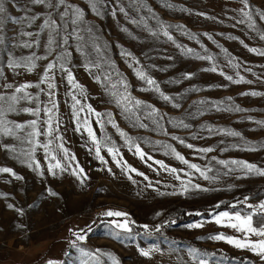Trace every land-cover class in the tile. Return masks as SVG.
Segmentation results:
<instances>
[{"label":"rangeland","instance_id":"obj_1","mask_svg":"<svg viewBox=\"0 0 264 264\" xmlns=\"http://www.w3.org/2000/svg\"><path fill=\"white\" fill-rule=\"evenodd\" d=\"M26 2L5 0L6 17L22 18ZM69 2L85 10V20L95 27L100 43L106 45L105 56L113 65L109 67L100 61L102 67L92 69V72L100 75L101 83H98L82 66L84 59L75 46L69 49L72 53L70 67L85 90L83 97L76 91L82 106L87 109L90 105L101 114L111 113V120L116 125L114 127L104 117L101 127L95 115L87 110L79 112V123L82 124L87 117L100 142V155L107 163L97 157L96 145L87 130L78 128L74 112L80 106L73 108L71 96L74 90L57 70L54 97L58 105L55 116L60 121L57 135L62 136L69 157L74 158H63L60 151L57 158L68 165L69 170H56L58 174L53 176L48 170L51 161L45 157L43 149L38 148L35 152L39 167L34 164L33 168H28L14 159L12 152L0 147V167L11 168L23 177L16 179L11 173H0V264H47L49 260L79 264L75 260L78 253L69 247V241L75 239L69 229L83 230L82 234H86L87 240L80 242V246L90 251L99 248L111 253L120 264H199L201 259H206L208 264H264V260L251 251L208 239L217 233L242 236L230 227H221L212 222L213 214L225 211L248 214L264 203V176L246 174L236 166L225 167L217 163L219 160L246 161L264 169V123H258L264 122V55L258 54L264 51V39L260 38L264 34V20L258 15L264 12V0H249L254 29L249 27L250 22L239 11L243 7L241 0H144L147 8L139 13L129 9L128 0H119L132 18L143 20L157 32V36H152L143 24L130 23L119 12L116 0H107L108 6L103 9L102 16L91 11L87 0ZM113 9L116 10L115 16L112 15ZM43 11L42 6H33V13ZM42 19L37 20L31 28L5 19L6 43L0 46V68H3L6 79L0 77V85L38 82L48 61H38V68L33 73L17 69L19 75L14 74L7 63L12 56L25 57L32 51L37 55L45 54L43 44L46 34L41 37L39 48L15 46L19 40L28 39L18 38V33L37 31ZM242 19L245 22L239 23ZM161 25L170 26L167 30L171 40L160 31ZM124 28L128 32L122 31ZM189 48L192 52L185 54L183 50ZM252 48L257 52L249 51ZM124 51L131 52L140 64L122 56ZM209 56L211 60L198 58ZM53 58L54 55L49 57ZM129 63L134 68L143 67L159 84L161 91L173 100L164 101L155 91L144 90L152 86L139 80ZM213 67L216 71H206ZM104 71L111 72L113 82L121 78L126 81L131 96L144 102L134 109L139 121L134 117L125 119L121 108L116 106L113 97L106 91V88H111V83L104 82ZM117 73L120 75L117 76ZM186 74H191V79H186ZM228 76L233 81L241 82L229 81ZM117 88L123 91L119 83ZM12 91L0 87V92L11 94ZM28 91L35 95L39 90L31 88ZM252 92L262 95H244ZM40 100L47 104L45 94H40ZM173 104L180 106L177 108ZM146 105L158 109L159 115L149 117L151 109ZM36 106V103L23 101L17 105L18 108ZM39 106L43 109L44 104ZM234 107L246 111L224 110ZM160 116H163L162 120ZM34 118L23 112L7 115L8 120L17 123ZM40 119H47L43 111ZM154 119L160 120V123H154ZM181 120L189 127L178 126ZM139 123L147 127H139ZM134 124L137 126L134 127ZM209 126L215 130L236 131L241 135L234 137L224 132H209L206 130ZM121 132L147 153L144 160L139 158L135 148L130 150L131 146L125 136L120 135ZM18 134L24 136L25 133ZM39 139L47 141L48 137L41 135ZM180 140L184 143H180ZM0 144L14 145L18 151L28 148L27 144H21L14 137H2ZM188 144L193 147L188 148ZM167 145L172 147L168 148ZM108 147L118 149L116 159L108 153ZM208 147L214 151H199ZM249 148L255 150H247ZM172 149L202 169L210 167L212 170L207 172L209 179H204L177 160ZM117 160L120 161L119 166ZM155 161L177 169V173L166 171ZM129 166L144 173L148 179L129 171ZM73 168L84 169L86 178L83 183L72 174ZM229 168L235 170L230 171ZM49 189L56 195H50ZM9 204L14 207L9 208ZM16 209H21L23 214ZM109 210L128 215L104 216L103 213ZM124 219L129 221L132 228L130 233L115 229L112 224L114 220L123 222ZM261 219L254 216V224H259ZM201 222L203 227H188ZM157 228L160 230L157 231ZM251 239L260 238L252 236ZM152 246H157L161 251L153 252L152 258L140 255V248ZM191 249L197 250L195 255L191 254ZM65 251H70L73 258L65 257ZM101 259L104 264H111L107 256Z\"/></svg>","mask_w":264,"mask_h":264},{"label":"snow or ice","instance_id":"obj_2","mask_svg":"<svg viewBox=\"0 0 264 264\" xmlns=\"http://www.w3.org/2000/svg\"><path fill=\"white\" fill-rule=\"evenodd\" d=\"M87 4L91 11L95 13L97 16L103 15V9L108 6L107 0H87ZM116 4L119 7V12L124 15L126 19L129 20L132 24H143V27L152 35L157 36V32L154 31L152 28H149L143 20H137L132 18L129 15V10L126 9L123 5H120L119 0H116ZM241 4L243 5L242 8L239 9L241 15L249 21V27L255 28V21L252 15V9L249 4V0H241ZM42 6L45 11L40 13H33V6ZM129 9L134 10L135 12L139 13L144 8H147V5L144 3V0H128ZM171 7V5H167ZM24 12L25 15L22 18H12L6 17L7 8L5 6V0H0V46L5 45L6 37L4 35V22L5 19H11L13 23L24 25L26 24L28 28H31L37 20L42 19V23L38 25V30L35 32L32 31H20L18 33L19 37H27L28 39L19 40L18 43L15 45L16 47L26 48V49H33L41 47V37L46 34V40L43 44L45 49L44 55H37L35 51H32L30 55L25 57L17 58L12 56V58L8 61L7 67L12 70V72L16 75L20 73L17 72V69H23L24 72L33 73L38 68V61H48L46 65H44L43 71L40 74V78L38 82H25L19 85L14 86L11 83H5L0 85V87L4 89H13L11 94L6 92H0V138L2 137H14L16 140H19L21 144H27L28 148H20L19 151L14 145H7V144H0V147L10 151L13 153V158L20 161L22 164H26L28 168H33L35 164L36 167H39V162L35 160V152L36 150L43 149L45 157L49 159L51 162L48 164V170L52 173L53 176L57 175V171L61 172L68 171L69 166L65 165L61 162V159L57 158V154L62 151L63 158L73 159L74 157H69L68 149L63 145V138L62 136L57 135V128L59 126V119L55 116V110L57 109L58 105L54 99L55 97V89H56V72L59 71V74L62 78H66L67 83L70 84L73 88V94L71 96L72 100L74 101L73 108L75 109L77 106H80L78 111L74 112V115L78 121V128L84 127L87 130L88 136L91 138L94 145H96L95 151L97 157L104 161V157L100 155V142L97 140L96 134L94 130L91 128L87 117L84 118L82 124L79 123L80 117L79 112H83L87 110L89 114L95 115L97 119V123L103 127V119L104 117L108 118L109 123H113L111 120V113H104L101 114L96 112L90 105L87 106L85 109L82 106L81 100L77 97L76 91L78 90L79 95L81 97L85 96V90L83 85H81L73 74V71L70 67L71 65V51L69 49L75 46V50L83 57L84 63L83 67L93 75V78L98 82L101 83L100 75L92 72L93 68H101L102 64L100 61H103L104 64H107L109 67H113V65L108 61L107 57L105 56V49L106 45L101 44L99 37L96 33L95 27L88 23L85 20V10L76 4L70 3L69 0H27L24 5ZM31 13V14H30ZM112 15H116V10H112ZM260 19L264 20V12L258 13ZM245 21L242 19L239 23H244ZM170 27V26H167ZM167 27L161 25L160 31L163 32V35L167 36L170 40L172 37L169 35ZM124 32H128L127 28L122 29ZM131 35V33H129ZM261 39H264V34H261ZM211 39V37H209ZM246 46V45H245ZM177 47H180L177 45ZM247 47V46H246ZM185 54L191 53L192 49H184ZM249 51L257 52L255 48L249 49ZM95 54V55H93ZM259 55H264V51L258 53ZM11 55V54H10ZM53 59H49L52 57ZM126 59L130 58L131 61H134L135 64L139 65L140 61L131 53L124 51L121 53ZM199 59H209L211 60L212 57H198ZM128 66L133 68V71L136 77L144 81L147 85L152 86L151 88L144 89L147 91H155L160 95V97L164 101L171 102L173 100L172 97L165 95L160 87L159 84L151 78L146 71L143 70V67L134 68L132 63H129ZM206 71H216L215 67L211 69H206ZM120 74L117 73V76ZM0 77L6 79L3 68H0ZM186 79H191V74H186ZM227 79L229 81H233L231 76H228ZM104 82L111 83V88H106L108 94L113 97L114 102L117 107L121 108L122 114H124L125 119H132L133 117L136 121H139V116L136 115L134 109L139 108L141 105L144 104L143 101L135 99L131 96L128 92V84L122 78L117 81H112V74L109 71H104ZM234 83H240V80L233 81ZM122 85L123 91H120L117 88V84ZM250 83V81H249ZM41 85H46V87H41ZM31 88L38 89L37 94H33L28 91ZM43 93L47 96V104L44 101L40 100V94ZM244 95H262L261 93H244ZM231 99V98H229ZM23 102L27 103H36V107H22L18 108L19 105ZM200 103H209L208 101H201ZM44 104L43 109L39 106ZM48 105H51L50 107ZM174 107H179V104H173ZM146 107L150 108L151 111L149 113V117H153L159 115L158 109L152 107L151 105H146ZM229 111H246V109H242L239 107H234L230 109H224ZM44 112L47 116L46 120H41V112ZM12 112H23L29 114L34 119L28 120L24 123H17L15 121H11L7 119L8 113ZM132 114L131 116L129 114ZM163 119V116H160V120ZM160 120H153L154 123L159 124ZM264 123V122H258ZM113 126L116 125L113 123ZM134 127L137 124L133 125ZM139 127L146 128L147 125L143 123L138 124ZM178 126H182L184 128H188L189 125L184 124L181 120ZM46 129V131L44 130ZM209 132H224L229 136L238 137L241 134L236 131H228L224 129L215 130L210 126L206 128ZM24 132V136H20L18 133ZM47 136V141H41L39 137ZM120 135L125 136L126 142L132 148H135L136 154H138L141 160H144L147 156L139 146V144L135 143L130 137L127 136L126 133L121 132ZM173 139H179L178 137H173ZM59 141V143H57ZM180 143H184L183 140H180ZM188 148H192L193 145L188 144L186 145ZM168 148H171V145H167ZM226 150V149H225ZM247 150H255L254 148H249ZM108 153H110L113 159H116L118 155V149L114 147L107 148ZM202 153H209L214 151L213 148H202L199 149ZM172 153L175 155V158L181 161L183 164L187 165L188 168L195 170L202 176L204 179H209L207 172L211 171L210 167H205L202 169L196 163H190L183 155L179 152H176L175 149H172ZM151 159V157H149ZM215 159V158H213ZM155 163L160 164L161 167H164L166 171H169L172 174L177 173V169L175 168H168L166 165L163 164L161 161H155ZM217 163L224 165L225 167H229V165L236 166L243 170L246 174H256L264 176V169L258 168L256 165L248 163L246 161H225L219 160ZM117 165H120V161L117 160ZM151 167V165H149ZM35 170V169H34ZM129 171L136 172L140 176H144V179L147 180L148 177L144 175L142 172H137L135 168H131L129 166ZM230 171H234L235 168H229ZM111 171V169H109ZM71 172L74 176L80 179V182L83 183L86 176L84 175V169L79 168L78 170L73 168ZM0 173H11L15 176L16 179H23V177L18 176L11 168L8 167H0ZM41 175L43 173L41 172ZM83 176V178H81ZM177 179H180L179 175H176ZM129 179H132L129 176ZM135 183V181H133ZM195 187H199V185H195ZM187 187L185 186V191ZM49 194L55 196L56 193L52 192L50 189L48 190ZM9 208H13L14 206L9 204ZM249 208H253L252 205H248ZM18 213L21 215L23 214L21 209H16ZM104 216L107 217H127V213L121 211H112L109 210L103 213ZM260 216L262 219L260 220L259 224H254L253 217ZM212 222L216 223L218 226L221 227H230L234 229L236 232L241 233L242 236H227L223 233H217L215 235H211L208 239L213 241H224L232 245L233 247L241 250H248L255 253L257 256L264 260V203L259 204L253 211L249 212L248 214H242L241 212H219L213 214ZM115 229H119L123 232H131L132 228L130 227L129 221L124 219L123 222L119 220L112 221ZM203 223H195L189 225L188 227L192 228H200L203 227ZM147 228V226H144ZM157 231L160 229L157 228ZM72 232L73 237L69 241L70 249H75L78 255L75 257V260L79 261V264H104V261L101 259L102 256H107L111 261V264H120V261L113 256L111 253H105L101 249L97 248L95 251L86 250L85 247L80 246V242H85L87 240L86 234H82L83 230L74 231L69 229ZM117 237H119V233H116ZM256 236L260 239L252 240L251 237ZM161 250L157 246L149 247L148 249L140 248L139 252L140 255L146 258H152L153 252H160ZM191 254L195 255L197 250L191 249ZM215 255V254H213ZM65 257L72 259V254L70 251H65ZM47 264H64L63 261H54L49 260ZM199 264H208L206 259L199 260Z\"/></svg>","mask_w":264,"mask_h":264}]
</instances>
